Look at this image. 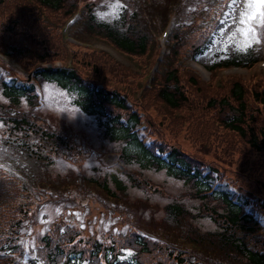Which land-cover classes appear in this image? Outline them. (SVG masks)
<instances>
[{
	"label": "rangeland",
	"instance_id": "374dc122",
	"mask_svg": "<svg viewBox=\"0 0 264 264\" xmlns=\"http://www.w3.org/2000/svg\"><path fill=\"white\" fill-rule=\"evenodd\" d=\"M90 1H93L94 10L100 20L119 21L122 9L125 10L126 20H129L128 16L131 15L132 10L137 11L135 27L145 29L150 37L147 50L140 54L129 53L117 47L104 34L95 36L85 32L82 38L70 39L68 32L64 30L70 16L68 14L70 8L67 11L65 9L68 7L58 11H48L35 0H25L24 6L28 11L41 16V20L51 25L53 29L58 30L60 26L62 37L59 32L57 34L54 31V36L51 34L53 32H48L43 36L45 45L41 44L37 48V51L41 52L43 47L45 50L50 47L48 49L54 54V59L47 61V64L50 62L59 64L65 60L69 63L72 60L81 67V70L96 75L95 70L83 61L86 57H83V54L88 51L94 56L104 55L120 64H116L110 70L103 69L106 73V81L118 85L123 91H127L131 98L139 101L138 95L144 77L146 74L153 75L154 63L162 49V29L167 17L166 13L175 8L179 13L177 21L181 19L180 22L186 24L183 29L191 32V36L194 31L200 33L203 30L213 31L211 38L196 52V59H186L187 63H185L203 82L214 85L232 75L240 76L247 81L264 82V26L258 28L256 32L259 43L254 42L251 35L248 37L243 35L247 27L259 23L258 19L252 21L250 25L239 22L242 12L253 11L251 7H246L244 0H234L226 20L219 23L220 25H215L220 0L214 1L213 6H209V3L206 5V1L202 3L204 0H75V3H78L82 9L85 7L86 11L85 4ZM194 11L197 13L196 19L189 25L188 21L190 18L193 19ZM13 15L14 11L8 9L0 11V42L4 35L9 36L12 41L24 39L20 31L23 28L38 30L36 26L30 24L25 14L22 18L20 15L16 17ZM14 18L17 23L13 21ZM123 25H125L124 20ZM5 26H10L9 31L5 32ZM73 27L74 24L72 29ZM12 35L17 37L13 38ZM65 38L72 42H67ZM250 43L251 47L248 46ZM185 47L190 46L184 45L181 50ZM6 50L14 53L9 47ZM251 50L255 57L262 55V60L251 66L207 68V65L211 66L219 61L218 59L228 58L233 53L245 54ZM33 53L35 54V51ZM179 55L176 56L175 61ZM34 57H37V54L19 56L14 53L7 59L0 54V69L3 74L10 72L9 75L13 76L11 80L16 84H26V81L32 77V75L29 77L28 73L31 71ZM36 62L38 61H34L33 64ZM17 66H22L23 69ZM34 79L38 92L30 101L23 94L18 97V101H12L2 93L0 85V170L12 181L10 183L13 188L9 190H15L16 201L25 200V203H29L19 235V241L24 247L21 252L15 254L14 264H32L29 261L33 253L31 250L28 251L27 244L37 245L38 241H35L38 240L39 234L47 228H52L57 222L68 225L69 231L76 234L79 246L85 244L89 246L93 239L105 241L121 232L129 233L131 230L139 229L160 238L177 251L181 249L182 252H186V257L191 261L195 259L199 264H229L224 262L227 257L220 254L221 252L209 240L200 242L190 240L192 237L189 235L192 234L207 238L205 236H210V231L216 233L218 224L209 215L212 211L210 206L214 202L212 198L210 200L207 196L204 197L205 199L200 198L192 191L194 188L192 183L168 173L163 167L144 166L137 161H128L119 156L122 140L111 139L105 135L95 115L85 112L73 102L72 92L53 80L38 77ZM148 89L155 91L156 88ZM206 92L219 93L221 88L211 87L206 89ZM158 102L160 103V100ZM162 107L167 108L166 104ZM180 107L170 109L166 116L162 114L160 118L166 119L168 132L170 130L169 137H175L174 132H178L177 137L181 140L185 139L187 146L189 145L198 155L214 160L219 158L228 166L241 168L236 172L226 171V174L241 175L243 171H248V175L253 172L264 173V155L249 148L243 142L237 143L233 140L238 146L232 147L230 136L233 135H230V131L224 127L218 117H212L216 124V134H210L211 136H207L206 140L200 133L203 125L199 124L197 119L192 122L185 120L183 124L178 122L183 121L185 115L184 108ZM207 109L208 116L217 110L216 107H207ZM21 112L27 120H35L33 126L36 128L20 122L16 126L12 124L10 117L17 114L15 116L17 118ZM172 117L175 118V122H171ZM207 124L210 125L208 118ZM51 131V136L47 137ZM185 136L187 138H184ZM21 139H25L30 148H26ZM201 142L205 146H200ZM208 146L212 149H203ZM225 146L227 150H222ZM230 157H234V161H231ZM208 168L205 167L206 170ZM113 172L124 184L123 189L117 187ZM204 172L205 170H202L201 174ZM207 179L212 181L213 178L208 176ZM102 182L107 183L114 193H109ZM236 184L250 190L247 180L238 177ZM215 186L227 188L223 183H217ZM245 194L249 193L245 192ZM245 194L239 195L242 200L247 197ZM172 201H181V204L185 205L184 212L172 213L169 210V203ZM261 213L264 217V212ZM64 234L66 238L68 233L64 231ZM37 264L66 263L60 259L50 263L37 260ZM79 264H90V262L88 259H83Z\"/></svg>",
	"mask_w": 264,
	"mask_h": 264
},
{
	"label": "trees",
	"instance_id": "16d2710c",
	"mask_svg": "<svg viewBox=\"0 0 264 264\" xmlns=\"http://www.w3.org/2000/svg\"><path fill=\"white\" fill-rule=\"evenodd\" d=\"M35 1L48 11H58L68 7L65 10L70 8L69 14L78 8L76 7L78 3H75V0ZM205 1L206 5L209 3V6H213L214 1L218 2L219 0H204L202 3ZM24 3L25 0L22 2L20 0H0V11L8 9L11 12L14 11L13 16L20 15L21 18L25 14L30 24L36 26L38 30L35 31L34 28L21 29L24 39L20 38V41L17 39L12 41L9 36L4 35L0 42V50L5 54L15 53L19 56L37 54L31 64L32 75L40 79L53 80L72 92L73 102L85 112L95 115L105 135L111 139L122 140L119 156L128 161H137L144 166L163 167L168 173L192 183L194 187L192 191L200 198L205 199L206 196L209 197L208 200L212 198L214 200L210 206L212 211L208 212L217 222L218 229L215 230L216 233L210 231V236H205L207 238L194 236L191 232L192 235L186 233L192 237V239L189 238L191 241L209 240L221 252L220 254L227 257L224 262L229 264H264V220L257 216V213L264 212V173L253 172L248 175V171H243L241 175L226 174V171L236 172L241 168L228 166L219 158L214 160L198 155L192 151L189 145L187 146L185 139L181 140L177 137L178 132H174L175 137H169L170 130L168 132L166 119H160L162 114L166 116L170 109L182 106L185 110L184 120L178 122L183 124L185 120L192 122L197 119L198 123L203 125L200 133L207 140V136L216 134V124L212 117H218L224 127L230 131V135H233V137L230 136L232 147L236 148L238 142H243L249 148L264 155V82L260 80L247 81L236 75L224 78L221 83L218 82L214 85L203 82L199 75L184 63V58L189 55L196 56L200 46L211 38L213 31L205 32L203 30L201 33L194 31L191 36V32H186L183 29L186 24L180 22L181 19L177 21L179 13L173 8L167 11L165 19V23L171 19L167 50L162 57L159 56L156 60L157 64L154 67L155 71H152L153 75H145L140 95H138L139 101H135L127 91L106 81V73L103 69L110 70L116 64H120L115 60V62L111 61L104 55L94 56L88 51L83 54V57L86 56L83 61L95 70L96 75L81 70V67L72 60L68 61L69 63L65 60L61 64L52 62L47 64V61L54 59V54L48 49L50 47H46L47 50L43 47L41 52L37 51V48L41 44L45 45L43 36L48 32H53L52 36L55 34L54 31L61 35L60 26H58V30L53 29L51 25L41 20V16L28 11ZM85 5L86 11L85 7L80 9V14L72 29V33L77 38H82L85 32L95 36L104 34L117 47L129 53L140 54L147 50L150 37L145 29L135 27L137 11L132 10L131 15L128 16L129 20H126L123 9L119 21L117 19L100 20L94 10L93 1L86 2ZM226 5L227 0H220L217 6L219 14L216 16L215 25L222 23ZM200 10L203 9L200 8ZM194 13L193 19L190 18L191 21H188L189 25L196 19L197 13L195 11ZM123 20L125 25H123ZM13 21L17 23L15 18ZM84 26L88 30H85ZM9 27H4L5 32L9 31ZM12 37L16 38L17 35H12ZM65 40L72 42L67 38ZM184 45L190 47L181 50ZM7 47L14 53L6 50ZM177 55L179 56L175 61ZM231 55L225 59H218L219 61L214 62L209 68L213 69L216 66L232 63L251 66L259 59V56H253V50L245 54L233 53ZM17 59L21 61L20 58ZM34 61L38 62L33 64ZM225 82L227 83L223 84ZM0 85L2 93L12 101H18L21 94L28 101L35 96L31 79H28L26 84H16L12 80L7 82L0 77ZM151 87L156 88L155 91L148 89ZM211 87H219L221 92L207 93L206 89ZM145 89L146 92L142 96ZM165 104L166 109L162 107ZM207 107H216L217 110L208 116ZM16 115L10 117L15 126L19 122L25 123L27 126H33L35 123L34 119L27 120L23 112L19 113L17 118ZM207 118L210 125L207 124ZM170 120L171 122L176 121L174 117ZM142 123L143 125H141ZM51 134L52 131L47 134V137ZM216 136L218 137V135ZM21 140L26 148H30L25 139ZM199 145L205 146L202 142ZM203 149L211 150L212 148L208 146ZM222 150H227V146ZM234 159V157H230L231 161ZM206 166L210 167V170L201 174ZM208 176H216L219 180L225 179L232 183L236 193L232 194L227 189L212 186L211 181L207 179ZM237 176L247 180L250 190L236 184ZM113 178L117 187L123 189L124 184L115 175V172H113ZM10 181L9 176L0 170V264L16 263L15 254L23 250L24 246L19 241L20 227L29 207V203H25V200L16 201L15 190H9L13 188ZM101 184L108 189L109 193H114L107 183L102 182ZM245 192L249 194L246 195ZM240 194L247 196L244 203V200L239 199ZM169 206V210L174 214H180L185 210V205H182L181 201H172ZM52 226L39 234L38 240L35 241H38L37 245L27 244L28 251L31 250L33 253L32 257L29 256L31 258L29 263L37 264V260L50 263L62 259L66 264H79L83 259H88L90 264H199L195 259L191 261L186 257V252H182L181 249L177 251L160 238L139 229L131 230L129 233L121 232L105 241L93 239L92 243L90 241L91 245L79 246L76 234L69 231L66 223L57 222ZM64 231L68 233L66 238Z\"/></svg>",
	"mask_w": 264,
	"mask_h": 264
},
{
	"label": "snow or ice",
	"instance_id": "6c2138e0",
	"mask_svg": "<svg viewBox=\"0 0 264 264\" xmlns=\"http://www.w3.org/2000/svg\"><path fill=\"white\" fill-rule=\"evenodd\" d=\"M246 7H251L253 11L248 12L245 10L242 12L240 23L243 25H250L252 21L259 20V23L255 26L247 27L243 33L245 37L251 35L254 42L259 43V38L256 35L257 29L264 26V0H244ZM251 47V43L248 45Z\"/></svg>",
	"mask_w": 264,
	"mask_h": 264
}]
</instances>
